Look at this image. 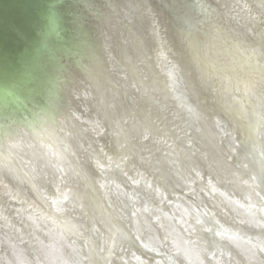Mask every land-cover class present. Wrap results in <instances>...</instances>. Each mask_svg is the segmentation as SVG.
Returning a JSON list of instances; mask_svg holds the SVG:
<instances>
[{"label":"water","instance_id":"obj_1","mask_svg":"<svg viewBox=\"0 0 264 264\" xmlns=\"http://www.w3.org/2000/svg\"><path fill=\"white\" fill-rule=\"evenodd\" d=\"M262 44L264 0H0V264H264Z\"/></svg>","mask_w":264,"mask_h":264},{"label":"bare ground","instance_id":"obj_2","mask_svg":"<svg viewBox=\"0 0 264 264\" xmlns=\"http://www.w3.org/2000/svg\"><path fill=\"white\" fill-rule=\"evenodd\" d=\"M252 30L257 31L255 28H253ZM257 40H261L260 37H257ZM262 45H263V44H262ZM263 47H264V45H263ZM6 249H7L6 253H7V252H11V254H12L13 256H18V257H23V256H24L23 249L18 250V249L15 247L14 242L11 241V240L8 241V246H7ZM16 250H18V253H17ZM42 252H43V253H47L48 250H47V251L43 250ZM7 256H8V254H7ZM12 264H14V262H13ZM15 264H20V262H19V261H15Z\"/></svg>","mask_w":264,"mask_h":264}]
</instances>
